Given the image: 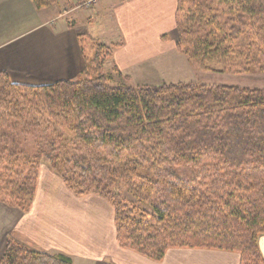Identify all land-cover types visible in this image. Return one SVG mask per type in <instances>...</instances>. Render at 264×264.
I'll list each match as a JSON object with an SVG mask.
<instances>
[{"label":"trees","instance_id":"trees-1","mask_svg":"<svg viewBox=\"0 0 264 264\" xmlns=\"http://www.w3.org/2000/svg\"><path fill=\"white\" fill-rule=\"evenodd\" d=\"M31 1L45 9L67 0ZM175 23L177 49L193 66L264 73V0H177ZM96 45L75 79L30 86L0 69V201L29 211L48 161L75 195L113 206L122 247L155 261L178 247L264 264V88L133 85L114 66L120 83L105 68L121 41ZM35 128L31 155L21 144ZM0 264L73 258L9 238Z\"/></svg>","mask_w":264,"mask_h":264},{"label":"crops","instance_id":"crops-1","mask_svg":"<svg viewBox=\"0 0 264 264\" xmlns=\"http://www.w3.org/2000/svg\"><path fill=\"white\" fill-rule=\"evenodd\" d=\"M142 1L145 0H121L123 3L116 7L136 5L138 10L144 3L152 2ZM76 2L82 0H67L37 9L31 0H0V69L7 70L14 83L48 85L75 79L84 71L89 56L83 40L87 32L85 23L92 25L101 11L108 16L107 5L112 0H94L86 12L81 6L73 7ZM171 4L170 34L177 30V0H171ZM127 10L128 6L119 11L126 40L114 50L106 67L116 66L131 81L136 77L133 68L156 63L162 52L172 47L177 49L178 36L165 38L168 34L161 32L147 36L150 30L143 19L139 22L143 26L126 25L123 16ZM82 16L86 21L79 25L78 17ZM172 39L176 41L174 44ZM170 40L168 48L161 49ZM9 238L37 251L70 256L73 264H241V254L229 250L170 248L163 260L155 261L122 247L117 240L113 206L94 193L75 195L45 163L41 164L29 211L0 201V259ZM258 245L264 257V233L259 236Z\"/></svg>","mask_w":264,"mask_h":264},{"label":"rangeland","instance_id":"rangeland-1","mask_svg":"<svg viewBox=\"0 0 264 264\" xmlns=\"http://www.w3.org/2000/svg\"><path fill=\"white\" fill-rule=\"evenodd\" d=\"M120 1L121 0H112V2H108L107 7L110 11L109 13H107L108 16L103 15V11H101V14L94 18L95 20L92 25L85 23V25H87V32H85V35L83 36L84 47L90 56L94 55L95 49L97 47L96 44L99 42H105L107 44H111L113 42L116 43L118 41H121V43L125 42L126 36L123 32L124 21L121 17L122 15L119 14V11L126 6H128V10L123 16L124 18H126V25L143 26L144 24H139V22H141L143 19L145 21V26L150 30L149 33H147V36H153V33L157 36L159 34L158 32H161V34H168L167 38H171V36L175 35L176 37L178 36L177 30L176 32L174 31L171 34L169 30V27H171L172 25L169 22V12L172 5L171 0H155V4L152 3L153 0H145L141 3L147 1L152 2H150V4L144 3V6H142L138 10L136 5L129 6L127 4H124L121 7H116L117 5H120V3H123ZM91 4V0H82L81 3L76 2L73 7L81 6L82 8L80 7V9L83 10V12H86V9H88V6H90ZM84 18V16L80 18L78 17V22L81 21L79 25H82L86 21V19L84 20ZM174 42L176 41L172 39V44H174ZM170 44L171 40L167 43L164 42L161 45V49H163V47L168 48ZM158 46L159 45L156 44V48L159 49ZM157 59L158 62L156 63L151 62L150 64L144 65V67H140V69L133 68V73L136 76L135 80H131L130 82L127 80V82L133 85L150 86H159L164 83L169 84L178 82H200L210 85L226 84L241 87L264 88V73L260 71L253 69L248 73L237 74L224 71L217 64H210L208 69L198 68L193 66L182 52H180L178 49H174L173 47L171 50H165V52H162L161 56L157 57ZM111 68L112 67L108 64L105 70L109 73L112 72L114 78L119 82L121 81L120 83H122L125 78H122L123 80L119 78L116 75L115 71H111ZM117 81H114L112 83L114 85L120 84L117 83ZM45 127L46 125L44 126V128ZM30 132L31 133L28 134L27 143L22 142L21 148H23L25 151H28L29 154L35 155L37 152V147L39 145V137L37 138V135L40 136L41 129H31ZM43 163H45L52 169L51 164L48 161H43L42 164ZM182 169V175L184 177H189L190 172L187 170V168Z\"/></svg>","mask_w":264,"mask_h":264},{"label":"built area","instance_id":"built-area-1","mask_svg":"<svg viewBox=\"0 0 264 264\" xmlns=\"http://www.w3.org/2000/svg\"><path fill=\"white\" fill-rule=\"evenodd\" d=\"M92 2L94 1V0H91Z\"/></svg>","mask_w":264,"mask_h":264}]
</instances>
